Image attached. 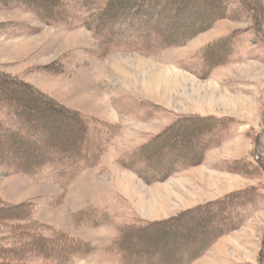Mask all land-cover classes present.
Segmentation results:
<instances>
[{
	"label": "rangeland",
	"instance_id": "1",
	"mask_svg": "<svg viewBox=\"0 0 264 264\" xmlns=\"http://www.w3.org/2000/svg\"><path fill=\"white\" fill-rule=\"evenodd\" d=\"M65 1L74 16L45 24L17 0H0V72L80 112L94 140L93 158L61 178H55L58 167L24 172L7 159L8 136L0 127V207L23 206L29 229L47 237L63 234L81 250L53 258L20 250L17 260L5 255L7 263L122 264L127 227L152 223L146 236L158 228L166 241L182 212L231 194L225 211L237 227L189 264H264V0L260 26L255 0H227L225 16L178 45L145 50L139 42L131 48L107 46L111 51L105 54L81 25L105 0ZM181 117L216 120L210 131L218 145L206 159L149 183L116 168L117 152L126 150L115 160L121 167ZM43 119L52 133L56 129V141L69 133L63 124L56 128L54 119ZM14 121L11 107L0 100V123ZM180 219L187 230L199 220L191 213ZM215 222L202 237L212 235ZM23 223L0 220V247L15 241L9 247L18 249L25 236L17 234L16 224ZM221 223L223 230L230 225ZM201 244L200 239L195 247Z\"/></svg>",
	"mask_w": 264,
	"mask_h": 264
},
{
	"label": "trees",
	"instance_id": "2",
	"mask_svg": "<svg viewBox=\"0 0 264 264\" xmlns=\"http://www.w3.org/2000/svg\"><path fill=\"white\" fill-rule=\"evenodd\" d=\"M30 1L17 0V3L30 8L45 24H55L67 17L70 20V17L74 16L71 13L73 9L65 0H33L32 4ZM158 1L105 0L102 6L92 9L94 11L85 17L81 25L91 32L101 52L105 54L111 51L107 46L131 48L139 42V47L145 50L157 46L178 45L226 15L227 0ZM255 3L260 15V26L262 4L260 0H255ZM136 34H140V37ZM218 49L221 48H215ZM208 51L205 49V57ZM210 67L208 66V69ZM0 100L11 107L16 117L13 125L0 123L1 130L8 136L7 142L3 140V144L7 148V159L13 167L31 174L44 166L58 167L55 178H61L64 173H71L72 167L86 164L93 158L91 150L95 149L94 140L87 120L80 112L58 104L52 97L30 84L1 72ZM43 117L54 119L57 122L56 128L63 124L65 129L69 130L67 136L56 141V129L52 133ZM214 121L201 117L177 118L120 165L131 170L136 163H140L137 169H132L136 175L147 183L161 181L174 174L180 167L200 162L207 149L218 145L217 138L210 131V125ZM187 125L194 127L189 129ZM195 127L198 128L197 131L194 130ZM174 147L182 149L183 153L174 152ZM150 150L155 153L151 154ZM230 195L182 212L173 219L178 224L169 229L171 236L166 241L158 228L154 234L146 236L152 230V223L127 227L121 235L123 245L128 250L126 255L122 252V264H189L205 251L209 243L237 227L229 220L225 211L230 208ZM189 213L197 216L199 220L190 227L192 229L187 230L179 224L184 226V221L180 218ZM27 217L28 213L23 206L2 204L0 207V220L23 221V226L16 224V232L21 237L25 236L19 241L18 249L9 247L15 241L0 247V264H9L4 257L7 254L17 260L21 251H31L43 258H53L56 255H72L81 250L76 241L66 239L63 234H60V237H47L35 228L29 229L27 224L30 222L24 221ZM212 219L216 222L210 231L212 235L206 239L202 236L206 235L207 226ZM221 221L230 225L223 230ZM33 223L38 226V223ZM29 226H32V223ZM200 232L201 238L198 239L197 234ZM200 239L202 244L199 248L195 247ZM168 244L169 251L163 252Z\"/></svg>",
	"mask_w": 264,
	"mask_h": 264
},
{
	"label": "crops",
	"instance_id": "3",
	"mask_svg": "<svg viewBox=\"0 0 264 264\" xmlns=\"http://www.w3.org/2000/svg\"><path fill=\"white\" fill-rule=\"evenodd\" d=\"M113 121H114V120H113ZM113 123L115 124V123H117V121H115V122H113ZM212 150H213V148H209V149L206 150L205 155H204V158H205V159L208 157V154H209ZM125 152H126V150H122V151H120V152H117V154L114 156L113 159H115V160L120 159V157H123L124 155H126ZM123 154H124V155H123ZM115 160H114V163H115V166L117 165L116 168H119V170H122V171H124V172L129 173V174L135 175V173H134L133 171L129 170V169H126V168L123 169V167H122V168L119 167ZM117 162H118V160H117ZM184 168H185V167H184ZM184 168H183V167H180L175 173L180 172V171L183 170ZM190 169H191V167L187 166L186 169H185L184 171H187V170H190ZM133 173H134V174H133ZM213 198H216V196L213 197ZM213 247H214V246H213ZM95 264H98V263H95ZM108 264H110V263H108Z\"/></svg>",
	"mask_w": 264,
	"mask_h": 264
},
{
	"label": "bare ground",
	"instance_id": "4",
	"mask_svg": "<svg viewBox=\"0 0 264 264\" xmlns=\"http://www.w3.org/2000/svg\"><path fill=\"white\" fill-rule=\"evenodd\" d=\"M46 141V140H45ZM53 141V140H52ZM55 145V144H54Z\"/></svg>",
	"mask_w": 264,
	"mask_h": 264
}]
</instances>
